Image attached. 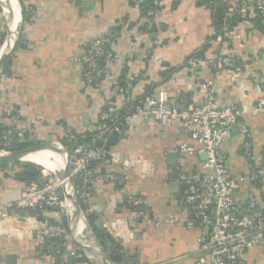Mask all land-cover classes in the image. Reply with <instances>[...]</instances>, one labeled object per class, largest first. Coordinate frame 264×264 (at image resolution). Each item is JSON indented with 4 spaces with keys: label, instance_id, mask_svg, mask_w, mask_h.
Masks as SVG:
<instances>
[{
    "label": "crops",
    "instance_id": "obj_1",
    "mask_svg": "<svg viewBox=\"0 0 264 264\" xmlns=\"http://www.w3.org/2000/svg\"><path fill=\"white\" fill-rule=\"evenodd\" d=\"M16 2L23 9V26L0 75V133L12 132L24 145L21 148L55 138L71 143L92 135L104 101L120 109L131 99L164 92L170 99L185 95L200 105V82L214 79L218 102H243L250 108L264 85V15L253 10L243 18L237 15L226 39L240 72L226 64L213 75L206 61L199 68L189 64L194 52L203 59L217 55L221 43L213 37L216 16L226 0H215V7L209 0H163L155 24L143 18L138 0ZM31 10L33 21L28 20ZM121 22L125 25L116 42L117 55L105 64L108 75L98 84H85L79 58L86 45L98 32L117 28ZM5 38L0 10V50ZM117 84L125 87V93L117 91ZM241 87L246 95L243 99ZM242 124L248 130L253 154L264 155V112L251 114L247 109L221 144L229 172L247 176L250 164L241 152ZM181 144L192 145L194 152L178 151ZM111 148L121 154L130 170L106 162L93 164L99 182L90 195V221L86 216L95 238L101 234V243L99 238L97 241L106 259L112 264H210L207 258L200 262L204 256L198 245L200 229L185 226L187 217L178 205L184 188L180 171L204 172L201 165L206 155L189 131L179 120L162 126L134 119ZM24 163H0V209L16 200L28 182L22 174ZM122 172L127 178L118 186L112 176ZM250 193L264 210V173L261 183L245 181L232 195L243 207ZM130 194L144 199L150 216L160 225L135 217L123 204V196ZM20 214L24 218L13 212L0 215V264H57V257L46 248L52 242L47 232L54 227L65 231L63 240L57 242L65 264L68 254L73 256V264H90L83 254H74L76 246L69 238L66 217H55L48 210H20ZM101 222L114 230L105 233ZM243 260L245 264H264V246L247 249Z\"/></svg>",
    "mask_w": 264,
    "mask_h": 264
},
{
    "label": "built area",
    "instance_id": "obj_2",
    "mask_svg": "<svg viewBox=\"0 0 264 264\" xmlns=\"http://www.w3.org/2000/svg\"><path fill=\"white\" fill-rule=\"evenodd\" d=\"M138 4L141 6L143 18L147 19L149 24H155V13L163 4V0H138ZM251 10L263 16L264 0H226L223 25L220 32L214 33V39L221 43L217 55L203 59L194 52L189 57V64L199 68L201 63L206 61L213 75L220 73L226 64L240 72L241 66L233 61L234 53L227 48L226 39L231 29L230 20L233 16L239 15L243 18ZM34 19L35 13L31 10L28 20ZM124 25L125 23L121 22L117 28L98 32L86 45L79 58L85 84H98L108 75L105 64L117 55L115 46ZM116 86L119 93H125V87L120 84ZM200 86L203 89L200 105H195L185 95L170 99L164 92H151L131 99L120 109L112 108L108 101H104L90 140L82 138L73 140L69 146L66 145L69 150V172L75 182L82 213L86 217L93 211L90 195L97 190L99 182L93 164L106 162L111 166H119L123 171L130 170L121 154L111 148L109 137L113 134H122L125 126L134 119L144 122L153 121L162 126L173 120H179L207 156L201 165L204 172L180 171L179 174V180L184 188L179 195L178 205L187 217L185 226H195L200 229L198 245L199 250L204 254L200 262L203 263L207 258L210 264H245L243 254L247 249L257 244L264 246V210L256 205L253 193L248 195L243 207L232 193L245 181L253 184L261 183L264 173V155L253 154L248 130L242 124L244 140L241 144V152L250 164V171L247 176L234 175L226 166L221 144L231 135L232 125L241 120L247 109L251 114L264 112V85L250 108H246L243 102L241 105L218 102L214 90V79L202 81ZM240 94L242 99L246 97L242 87ZM13 137L12 132L9 131L0 133V152L14 150ZM178 151L193 153L194 147L181 144ZM35 165L39 169L38 177L24 185L16 200L9 201L0 209L1 216L4 217L7 213L13 212L18 217L24 218L20 210H48L55 217H66V198L61 180L54 170ZM126 178L124 172L112 176V180L118 186L123 185ZM123 204L131 208L136 218L155 226L160 225L150 216L141 196L124 195ZM100 226L108 234L114 230L113 226L105 222H101ZM47 237L52 239V242L46 248L57 257V264H65L57 244L65 237V231L54 227L47 232Z\"/></svg>",
    "mask_w": 264,
    "mask_h": 264
},
{
    "label": "water",
    "instance_id": "obj_3",
    "mask_svg": "<svg viewBox=\"0 0 264 264\" xmlns=\"http://www.w3.org/2000/svg\"><path fill=\"white\" fill-rule=\"evenodd\" d=\"M16 8L17 9L15 10V6L8 0H0V10L2 12L3 19L5 20V18H9L14 28V31H11L6 25V38L0 50V75L4 71L10 55L16 48L22 32L23 15L18 3ZM42 151L51 152L63 163L62 168L60 170H56V174L61 180V185L66 198V226L69 238L76 246L74 254H83L90 264H112L106 259L104 250L95 238L86 217L82 213L77 199L75 182L69 172V150L65 144L55 138L44 140L24 148L14 149L6 153L1 152L0 163L32 162L28 160V157ZM80 224H82L81 226L84 228L77 234V229ZM60 248L61 252L65 253V246H61ZM73 261V256L68 254L67 263L73 264Z\"/></svg>",
    "mask_w": 264,
    "mask_h": 264
},
{
    "label": "trees",
    "instance_id": "obj_4",
    "mask_svg": "<svg viewBox=\"0 0 264 264\" xmlns=\"http://www.w3.org/2000/svg\"><path fill=\"white\" fill-rule=\"evenodd\" d=\"M209 1L210 2L213 1V2H211L212 5L215 4V0H209ZM225 5H226V3H225ZM225 5H224V8H223V11L220 10V12L217 13V16H216V24H217L216 29L217 30L215 32H220L221 27L223 25L222 18H223V12H224V9H225ZM214 7H215V5H214ZM22 12H23V9H22ZM236 17H237V15L233 16V18L230 20V26H232V23H233V21L235 20ZM118 136L119 135H115V134L111 135L109 137L110 143L111 144L114 143V141L117 139ZM90 137H91V134H88L85 139L86 140H90ZM65 141H68V140H65ZM65 144L67 146H69L71 143L68 141ZM12 145H13L14 149H18V148H21V147L24 146L23 144H21V143L18 142V139H14V137H13V140H12ZM24 164H25V166H24V169H23V172H22V174L24 176V179L27 180V181H31V180L36 179L38 177V171L39 170L36 169V168H34V165L31 164L30 162H26ZM87 219L90 221V217L88 215H87ZM100 236H101V234L97 237V240L99 238V240H98L99 243H101V238H102ZM112 259H114L113 261H115L117 259V255L113 256Z\"/></svg>",
    "mask_w": 264,
    "mask_h": 264
},
{
    "label": "bare ground",
    "instance_id": "obj_5",
    "mask_svg": "<svg viewBox=\"0 0 264 264\" xmlns=\"http://www.w3.org/2000/svg\"><path fill=\"white\" fill-rule=\"evenodd\" d=\"M8 1L11 2L15 6V10H16L17 9L16 0H8ZM5 22H6L5 25H7L11 31H14L13 25L11 24L9 18H5ZM28 160L34 162L35 164L41 165L45 167L46 169L48 168L50 170H60L63 166L62 161L57 156L53 155L51 152H48V151H42L37 154L31 155L28 157ZM81 225L82 224H80L77 229L78 230L77 234L78 232L80 233L84 228ZM79 228H80V231H79Z\"/></svg>",
    "mask_w": 264,
    "mask_h": 264
},
{
    "label": "rangeland",
    "instance_id": "obj_6",
    "mask_svg": "<svg viewBox=\"0 0 264 264\" xmlns=\"http://www.w3.org/2000/svg\"><path fill=\"white\" fill-rule=\"evenodd\" d=\"M48 169V168H47ZM39 170V169H38ZM56 172V170H54Z\"/></svg>",
    "mask_w": 264,
    "mask_h": 264
}]
</instances>
